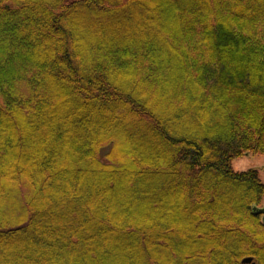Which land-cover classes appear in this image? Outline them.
<instances>
[{"label": "trees", "instance_id": "obj_1", "mask_svg": "<svg viewBox=\"0 0 264 264\" xmlns=\"http://www.w3.org/2000/svg\"><path fill=\"white\" fill-rule=\"evenodd\" d=\"M264 0H0V264H264Z\"/></svg>", "mask_w": 264, "mask_h": 264}, {"label": "rangeland", "instance_id": "obj_2", "mask_svg": "<svg viewBox=\"0 0 264 264\" xmlns=\"http://www.w3.org/2000/svg\"><path fill=\"white\" fill-rule=\"evenodd\" d=\"M233 168L235 171L256 169L259 172L261 180L264 182V155L250 154L240 159H236L233 161Z\"/></svg>", "mask_w": 264, "mask_h": 264}, {"label": "water", "instance_id": "obj_3", "mask_svg": "<svg viewBox=\"0 0 264 264\" xmlns=\"http://www.w3.org/2000/svg\"><path fill=\"white\" fill-rule=\"evenodd\" d=\"M253 210L256 214L263 215V220H264V206L263 207L256 206L253 208ZM242 262L245 264H256L252 257H246L242 260Z\"/></svg>", "mask_w": 264, "mask_h": 264}]
</instances>
